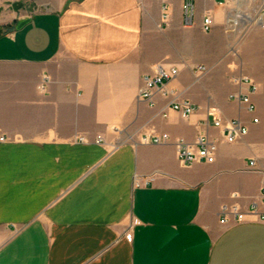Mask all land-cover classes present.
Returning a JSON list of instances; mask_svg holds the SVG:
<instances>
[{
	"label": "crops",
	"instance_id": "crops-1",
	"mask_svg": "<svg viewBox=\"0 0 264 264\" xmlns=\"http://www.w3.org/2000/svg\"><path fill=\"white\" fill-rule=\"evenodd\" d=\"M194 2L186 25L185 0H0V264H264V0ZM158 65L180 73L153 105L139 92ZM245 75L255 113L231 99ZM216 117L249 132L229 143ZM200 133L216 161L186 167L177 141Z\"/></svg>",
	"mask_w": 264,
	"mask_h": 264
},
{
	"label": "built area",
	"instance_id": "built-area-1",
	"mask_svg": "<svg viewBox=\"0 0 264 264\" xmlns=\"http://www.w3.org/2000/svg\"><path fill=\"white\" fill-rule=\"evenodd\" d=\"M167 5H164L163 10L165 11L163 15V21L166 22L168 19V14L166 10ZM184 21L186 25L193 23V19L196 12V5L194 0H185L184 7ZM262 13H264V6L261 7L255 22L262 25ZM252 16L249 12L242 9H235L227 18V28L231 32H239L241 29L243 32H247L252 23ZM214 19L211 14H207L204 18L203 27L204 30L209 32L214 27ZM196 72L203 75L208 72V67L205 65H199L196 67ZM180 73V69L177 66H164L158 65L153 74H146L143 77V86L140 89L139 97L143 100L149 101L154 105V95L160 92L164 95H168L167 85L170 81L175 79ZM48 80L49 78L46 77ZM247 85L249 89L246 93H235L231 95V99L239 101L247 105L249 112L255 113L256 106L252 100V95L258 90L256 82L249 76H243L241 79ZM41 89H45V85L40 86ZM172 109L178 112L183 118L188 119L194 115L198 107L191 103L190 101H174L172 104ZM167 116V114H164ZM255 122H258V118H254ZM214 126L222 131L227 142L235 143L242 137L248 134L249 129L245 124L239 119L226 120L222 117H216L214 120ZM171 135L168 133H151L145 134L142 137V142L145 144H163L170 140ZM3 141L4 137H0ZM98 143H103L104 139L99 136L97 139ZM178 156L182 165L189 167L197 163H214L217 157V144L216 141L212 140L206 133H200L197 137L195 143H189L184 139L177 141ZM254 165V163H252ZM152 178L145 181L146 185L151 184ZM226 208V207H225ZM232 212L236 215L235 219L237 222H244L246 220L245 214L242 213L238 207H233ZM222 223H226V217L221 220ZM138 221H134L137 224ZM17 229H20L17 228ZM126 238L129 241L133 240V234L127 233Z\"/></svg>",
	"mask_w": 264,
	"mask_h": 264
}]
</instances>
